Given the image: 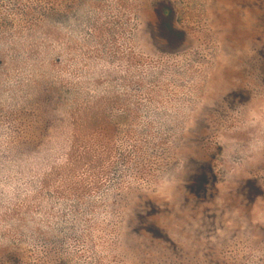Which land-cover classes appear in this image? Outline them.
Returning <instances> with one entry per match:
<instances>
[{"label": "rangeland", "instance_id": "374dc122", "mask_svg": "<svg viewBox=\"0 0 264 264\" xmlns=\"http://www.w3.org/2000/svg\"><path fill=\"white\" fill-rule=\"evenodd\" d=\"M0 264H264V0H0Z\"/></svg>", "mask_w": 264, "mask_h": 264}, {"label": "trees", "instance_id": "16d2710c", "mask_svg": "<svg viewBox=\"0 0 264 264\" xmlns=\"http://www.w3.org/2000/svg\"><path fill=\"white\" fill-rule=\"evenodd\" d=\"M164 22H165V16L164 15H161V16H159L158 17V23H160V24H164ZM167 31V34L170 36V37H176V36H182V33L180 32V31H178V30H176L174 27H172V26H169V27H167V29H166Z\"/></svg>", "mask_w": 264, "mask_h": 264}]
</instances>
